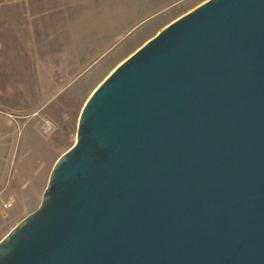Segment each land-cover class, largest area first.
<instances>
[{"label": "water", "instance_id": "water-1", "mask_svg": "<svg viewBox=\"0 0 264 264\" xmlns=\"http://www.w3.org/2000/svg\"><path fill=\"white\" fill-rule=\"evenodd\" d=\"M0 264H264V0H205L116 65Z\"/></svg>", "mask_w": 264, "mask_h": 264}, {"label": "rangeland", "instance_id": "rangeland-1", "mask_svg": "<svg viewBox=\"0 0 264 264\" xmlns=\"http://www.w3.org/2000/svg\"><path fill=\"white\" fill-rule=\"evenodd\" d=\"M205 0H0V239L34 211L93 89Z\"/></svg>", "mask_w": 264, "mask_h": 264}]
</instances>
